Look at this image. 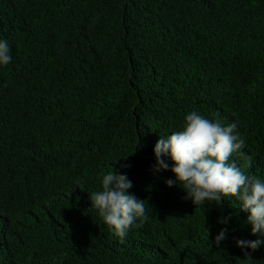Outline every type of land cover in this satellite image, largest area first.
Here are the masks:
<instances>
[{
  "label": "trees",
  "instance_id": "16d2710c",
  "mask_svg": "<svg viewBox=\"0 0 264 264\" xmlns=\"http://www.w3.org/2000/svg\"><path fill=\"white\" fill-rule=\"evenodd\" d=\"M0 38V264H264L235 198L195 206L151 170L197 110L239 122L233 159L264 178V0H0ZM114 170L148 216L123 240L89 199Z\"/></svg>",
  "mask_w": 264,
  "mask_h": 264
},
{
  "label": "clouds",
  "instance_id": "9594fccd",
  "mask_svg": "<svg viewBox=\"0 0 264 264\" xmlns=\"http://www.w3.org/2000/svg\"><path fill=\"white\" fill-rule=\"evenodd\" d=\"M12 60L9 41L0 38V67ZM238 125L235 120L225 123L222 119H209L197 110L187 112L179 130L159 136L153 148L155 162L151 170L153 173L170 171L173 176L164 179L165 185L183 189V198L195 206L235 198L240 210L247 213L246 223L256 237L253 240L233 237L236 246L248 257V250L264 246V178L246 174L233 159L234 154L244 155L246 147ZM132 187L127 172L108 171L101 175L100 187L89 195L90 205L120 240L148 218L144 200L128 191ZM230 218L229 214L218 219L224 227L210 241L211 246L221 248L228 237Z\"/></svg>",
  "mask_w": 264,
  "mask_h": 264
}]
</instances>
